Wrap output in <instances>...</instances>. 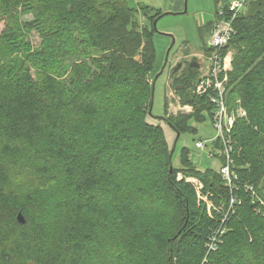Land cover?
<instances>
[{"label": "trees", "instance_id": "obj_1", "mask_svg": "<svg viewBox=\"0 0 264 264\" xmlns=\"http://www.w3.org/2000/svg\"><path fill=\"white\" fill-rule=\"evenodd\" d=\"M162 15L124 0H0V264H264V0L239 14L225 49L226 103L245 112L230 132L231 186L186 148L173 166L146 120ZM198 74L171 72L192 108L171 116L164 99L179 136L212 114L192 94Z\"/></svg>", "mask_w": 264, "mask_h": 264}, {"label": "rangeland", "instance_id": "obj_2", "mask_svg": "<svg viewBox=\"0 0 264 264\" xmlns=\"http://www.w3.org/2000/svg\"><path fill=\"white\" fill-rule=\"evenodd\" d=\"M231 1L233 0H124L128 7L135 10L148 6L160 10L163 14L169 13L157 20L153 34L155 59L149 75L152 98L150 112L146 120L148 123L162 128L172 152L173 166H179V154L182 148L189 151V160L199 171L209 168L220 174V169L224 164L221 156L223 154L217 150L218 144L210 143V140L218 136L210 114L204 113L202 122L190 121L189 125L195 130L180 135L176 140V133L165 123L163 106L164 99L166 98L167 101L171 93L172 80L170 78L176 62L180 60L188 62L191 57L195 56L205 61L203 47H207L210 33L205 26L207 23L215 21V13L224 4ZM28 19L29 17L23 18L24 21ZM137 19L140 24L145 23L141 15H137ZM2 27L3 25L0 23V32ZM29 41L34 47L39 42L35 33L30 34ZM199 140L208 141L202 150H198L194 146L195 142ZM210 152L213 153V156L209 155ZM196 182L198 181L196 180ZM200 190L197 197L206 202L205 198L200 197ZM206 204L208 208L211 207L210 203L206 202ZM262 209L264 213V200Z\"/></svg>", "mask_w": 264, "mask_h": 264}, {"label": "built area", "instance_id": "obj_3", "mask_svg": "<svg viewBox=\"0 0 264 264\" xmlns=\"http://www.w3.org/2000/svg\"><path fill=\"white\" fill-rule=\"evenodd\" d=\"M252 1L255 0H233L219 8L207 42L210 53L208 56L204 55L205 61L202 68L196 70L199 74L192 89V94L207 96L209 104L212 106L211 119L218 136L210 140V143L216 142L219 146L217 150L220 154H223L221 156L224 164L220 169V174L228 186H231L232 180L236 179L231 170L232 160L230 154L232 145L230 132L235 119L244 117L245 112L242 109H229L226 103L225 85L228 81V73L231 71L233 53L230 50L225 51V49L234 34L233 24L236 18ZM167 99L168 115L192 113V108L189 105L180 103L174 90L171 89ZM207 143L208 141L199 140L195 142L194 146L196 149L202 150ZM209 155L213 156V153L210 152ZM186 182L193 185L196 193L202 188L194 179H186ZM232 201L233 199H231V203Z\"/></svg>", "mask_w": 264, "mask_h": 264}, {"label": "water", "instance_id": "obj_4", "mask_svg": "<svg viewBox=\"0 0 264 264\" xmlns=\"http://www.w3.org/2000/svg\"><path fill=\"white\" fill-rule=\"evenodd\" d=\"M169 13H164L162 16H165V15H168ZM162 16H159L152 24L153 26V29L155 30V27H156V22L157 20L162 17ZM203 63L204 61L200 58H198L197 56L195 57H191L190 58V63H189V67L191 69H194V70H199L202 68L203 66ZM180 68V64H176L175 67L173 68V72H176L178 69ZM152 98V96H151ZM179 138V133H176V140ZM171 156H172V152L170 151V154H169V162H170V159H171ZM171 169H172V166L169 165V173H171ZM16 221L19 223V224H24L25 223V220L23 218V216L18 213L17 216H16Z\"/></svg>", "mask_w": 264, "mask_h": 264}, {"label": "flooded vegetation", "instance_id": "obj_5", "mask_svg": "<svg viewBox=\"0 0 264 264\" xmlns=\"http://www.w3.org/2000/svg\"><path fill=\"white\" fill-rule=\"evenodd\" d=\"M178 63L180 64V68L178 70H185L189 67L190 59L188 62L186 60L177 61L176 64H178Z\"/></svg>", "mask_w": 264, "mask_h": 264}, {"label": "crops", "instance_id": "obj_6", "mask_svg": "<svg viewBox=\"0 0 264 264\" xmlns=\"http://www.w3.org/2000/svg\"><path fill=\"white\" fill-rule=\"evenodd\" d=\"M154 9V8H153ZM158 10V9H157ZM160 11V10H159Z\"/></svg>", "mask_w": 264, "mask_h": 264}]
</instances>
